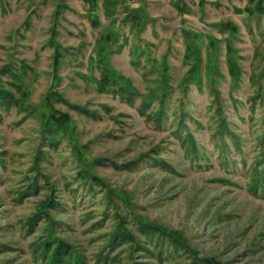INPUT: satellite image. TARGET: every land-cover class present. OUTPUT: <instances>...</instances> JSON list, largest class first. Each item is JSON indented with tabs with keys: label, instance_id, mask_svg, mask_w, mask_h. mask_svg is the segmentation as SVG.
<instances>
[{
	"label": "rangeland",
	"instance_id": "obj_1",
	"mask_svg": "<svg viewBox=\"0 0 264 264\" xmlns=\"http://www.w3.org/2000/svg\"><path fill=\"white\" fill-rule=\"evenodd\" d=\"M61 242L264 264V0H0V264Z\"/></svg>",
	"mask_w": 264,
	"mask_h": 264
},
{
	"label": "trees",
	"instance_id": "obj_2",
	"mask_svg": "<svg viewBox=\"0 0 264 264\" xmlns=\"http://www.w3.org/2000/svg\"><path fill=\"white\" fill-rule=\"evenodd\" d=\"M61 120H63L64 122H66L68 120V116L64 113L60 114V118ZM70 246H68L67 244L64 243H59L53 252V256H52V260L50 261L49 264H62L63 261V255L66 254V252L68 251Z\"/></svg>",
	"mask_w": 264,
	"mask_h": 264
}]
</instances>
